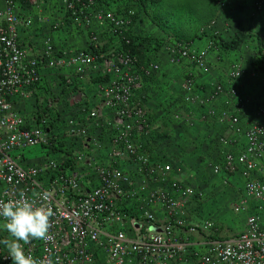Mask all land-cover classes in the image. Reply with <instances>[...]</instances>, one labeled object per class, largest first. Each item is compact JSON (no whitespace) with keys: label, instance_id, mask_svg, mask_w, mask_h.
Wrapping results in <instances>:
<instances>
[{"label":"built area","instance_id":"built-area-1","mask_svg":"<svg viewBox=\"0 0 264 264\" xmlns=\"http://www.w3.org/2000/svg\"><path fill=\"white\" fill-rule=\"evenodd\" d=\"M34 1L22 0L27 7ZM131 1L122 11H113L100 0H58L69 22L103 26L114 42L106 52L98 50L97 35L91 32L83 50L68 59L55 57L56 66L73 69L74 77L66 84L78 93L88 72L107 78L99 105L81 107L71 126L59 134L61 121L50 101L37 111L34 125L14 107L15 100L35 98L41 69L56 53L53 41L45 37L43 48L32 52L19 39L18 30L27 22L16 11L17 0H0V200L18 198L20 192L38 202L46 196L54 212L50 239L32 240L24 245L26 254L38 260L50 255L53 264L57 257L59 264H264V103L244 96L236 84L244 74L239 62L231 63L228 84L209 82L197 91V76L209 71L207 56L221 49V34L214 32L201 51L194 41L168 38V63L187 69L184 104L207 108L209 119L225 123L232 133L242 132L245 139L240 152H227L211 166L212 174L223 176L224 185L237 175L243 180L241 199L232 206L234 214L246 215L243 228L221 239L212 221L195 217L203 193L197 190L195 200L191 198L180 180L182 168L163 155L154 156L146 145L154 126L143 91L159 65L141 64L135 52L130 31L134 4L140 0ZM237 3L215 0L220 9L234 10ZM247 5L252 17L264 15V0ZM209 32L200 30L197 39ZM260 51L258 58L264 59V49ZM222 97L224 109L217 111L213 104ZM250 109L255 121L243 130L241 119ZM105 110L110 111L106 117ZM101 118L102 136L91 131ZM171 119L193 126L190 117L178 113ZM31 148L43 155L38 164L26 166L23 152ZM53 148L65 158L54 159ZM3 223L0 218V240L9 238ZM0 264H13L2 243Z\"/></svg>","mask_w":264,"mask_h":264},{"label":"rangeland","instance_id":"rangeland-1","mask_svg":"<svg viewBox=\"0 0 264 264\" xmlns=\"http://www.w3.org/2000/svg\"><path fill=\"white\" fill-rule=\"evenodd\" d=\"M160 0H140L139 5L141 3L148 4V9L154 8L159 4ZM58 0H35L34 4L31 7L24 6L22 0H17L16 3V10L20 9V12L18 15L21 18V20H25V25L19 28L18 35L19 39L21 37L22 33H25L27 35V47L31 48L32 52L34 50H40L43 46L42 40L46 36H49L53 38L55 34L62 31L61 27L55 26V23L57 20H55L56 15L59 10L58 6ZM216 9L220 10L218 5L216 4ZM149 9V10H150ZM236 9V8H235ZM228 10V9H226ZM160 14L162 16L169 15L170 21L174 24V27L178 28L183 26L185 23V26H188L187 28H184L183 30H186L182 32V36L186 39H195L200 32L199 28L200 26H205L201 30L208 31V28L211 26L215 28V21L210 20V17L212 15V9L209 5L208 0H163V2L160 5ZM233 11V10H231ZM240 14V12H238ZM256 17V16H255ZM254 19V18H252ZM260 19V26L259 30H261L260 36L257 33L256 29H250V31L245 34L244 37L246 40V47L243 48V52H245L244 55H249V61L252 65L250 73L253 71H258L254 68V60L258 59V52H261L260 50L264 49V15L259 16ZM212 21V22H211ZM232 28L231 26H224L223 30L225 32V29ZM236 29L237 26H234ZM72 29V28H71ZM199 30V31H198ZM244 30V29H243ZM263 30V31H262ZM216 32V31H215ZM241 32V31H240ZM229 33V32H228ZM85 37V36H84ZM86 38V37H85ZM21 40V39H20ZM231 38H229V35L221 38L222 42L229 43ZM195 42V40H194ZM54 43V40H53ZM145 44H149V41ZM84 49V48H83ZM79 47V44L74 48L73 51H71V55H64L60 54L55 49V55L53 58H50L48 64L41 69V77H42V83L39 88V92H37L34 100V104L37 107L40 108H46L50 102L54 104L53 111L60 117V126L57 127L59 130V134H63L72 124L73 120L76 118L77 113H79V109L81 107L88 108L90 106H98L100 103V94H101V88L104 86V84L107 81L106 77H103L101 72H88L84 78V82L82 84L80 98H82V102L77 105V107L74 105L77 100L75 99L78 96V93L75 88H71L70 85H67L66 82L68 80H72L74 77V72L71 67H58L55 65L54 59L56 56L63 57V58H70L80 52L81 50ZM153 50V47H152ZM240 50L239 52H241ZM237 52V53H239ZM239 57V54H236ZM255 55V57H253ZM224 59L227 60V57H224ZM234 62H238V60H235ZM42 71L50 72L51 79L50 83L48 82L47 77L42 74ZM184 73L183 76L180 75L179 79H177V88L176 90H173L172 94H168V98H165V95L162 99L161 95L159 93L155 96L153 99V104L157 105L158 107H161L159 109L160 115H155L153 112L150 113V119L156 124H160V126H164L166 128L167 124L163 123L165 118L171 119V116L173 113H178L182 115L190 114V120L195 121L196 118H194L193 115L197 116L198 110L197 108H194L196 106H187L183 102V97L185 94V89L183 88L182 84L184 81ZM250 79L252 80L253 87H256L257 90L264 91V76H259V74L256 73L255 76H251ZM199 89V87H198ZM254 89V90H255ZM201 92V90H197ZM150 97V96H149ZM257 98V97H254ZM258 100V99H257ZM50 101V102H49ZM96 101V102H95ZM260 102L264 103V101L259 100ZM218 102H222L221 100H217L213 105H215ZM222 104V103H221ZM199 108V107H198ZM78 109V110H77ZM216 109V108H215ZM201 111V110H200ZM218 111V110H217ZM150 112V110H149ZM46 113V110H45ZM186 116V115H185ZM208 129L207 130V140L208 142H205V146L207 148H212L213 146H220L221 149L217 150L215 154L210 156L209 158H202L198 159V162L192 161L191 163H198L200 164L201 168L192 170V168H188L184 165L183 160L176 161L177 157L173 159H170V162L174 166H180L183 170L182 176L185 177L186 186L191 190L192 197L195 200V192L198 190L203 193V201L201 202V207L199 209L198 214H196L195 217L205 218L214 223L215 228H219L218 235L219 238H226L228 235L236 234L240 232L243 228L244 221L246 219L245 214H234L232 211V206L235 202L241 199L242 196V187H243V180L239 176H234L231 178H228L227 184H223V176L220 175H214L211 172V166L219 164L225 153L227 152H233L237 153L235 151L230 150L229 148L223 146L222 139L228 138L229 135L225 134V132L221 129H214V126H219L221 123H217L213 119H207ZM172 122H175L177 124V129L173 131L174 135L176 137L172 138V134L170 133L167 136L163 137L164 141H169L173 139V141L179 140H186L184 135H182V129L178 122L172 120ZM253 122V121H252ZM250 122V123H252ZM214 125V126H213ZM158 126V130L161 131L160 134L165 132V129H161V127ZM222 126L226 128V131L229 129L225 126V123L222 122ZM192 128V127H191ZM155 130L156 128L153 127ZM191 132L188 133L183 130V133L185 136L189 137L188 135H191L189 137V140L191 141H198V138H200V135H205L204 132H201L196 129V126L193 127V129H189ZM230 130V129H229ZM94 132L93 130H91ZM151 134L157 133L150 132ZM98 135V133H95ZM237 137L241 136V132L236 135ZM243 136V135H242ZM205 137V136H204ZM177 139V140H176ZM238 140V138H237ZM236 141V140H235ZM237 142V141H236ZM68 143V142H67ZM164 146L166 143L163 144ZM241 146V143H240ZM176 147L179 148V152L183 151V147L181 144H176ZM64 150H68V147ZM24 155L27 157V159L31 156V159L29 160V164H26V166H33L39 163L41 160L43 153L42 150L39 148H31L24 150ZM164 156V155H163ZM166 156V155H165ZM180 156V155H178ZM59 154H55L54 158L58 159ZM49 158L50 152H49ZM31 160V161H30ZM187 161L189 159L186 158ZM233 178V179H232ZM207 186H210L209 189H215V193H217V197L215 199L214 195L215 193H207L206 188ZM197 212V211H196ZM195 212V213H196ZM196 219H192L191 222H196Z\"/></svg>","mask_w":264,"mask_h":264},{"label":"crops","instance_id":"crops-1","mask_svg":"<svg viewBox=\"0 0 264 264\" xmlns=\"http://www.w3.org/2000/svg\"><path fill=\"white\" fill-rule=\"evenodd\" d=\"M51 1L53 2V0ZM100 1H101L100 2L101 6L112 9L113 11H122L125 7L129 6L132 3V1L130 2V0H100ZM173 1H178V0H173ZM208 1L212 9V15L210 17V20L216 19V21L214 22L215 25H213L215 26V28L213 27V29H209L210 32L206 37L197 39L199 36L197 35L195 39V45L197 46V49L199 51L205 48L209 39L212 37V34H215L214 33L215 31L221 34V36L223 35V37L228 34L231 40H234L237 38L236 34H238V32L241 31V33L247 34L250 31V29L252 30L256 29L257 30L256 34L260 36L261 33L259 32H261V30L257 28L258 26H260V19L258 16L257 17L251 16L250 7H248L247 5V4L250 5L251 0H237L238 3L236 5V9H234L233 11L226 10V9H220V8H219L220 10H218L215 7L216 6L215 0H208ZM162 2L163 0H160L159 4H157V6L154 8H151V9L149 8L150 10L148 9L147 2L143 4L141 3V5L134 4L136 18L133 20L131 31H130L132 38L135 39L136 41L135 52L141 64H145L147 62H154L159 65V71L146 81L145 88L143 91V95L145 96V98H147L146 107L150 110V113L153 112L157 116L160 115L159 109L161 107H158L157 105L153 104V99L155 98V96L159 93V95H161V98L159 99H162L164 95H165V98L167 99L168 94H172L173 90H176L177 79H179V76L180 75L183 76V73H184V77H185L186 72H187V69L185 68V66H171L168 63L167 48L169 46L168 38H173V39L180 38L181 40H187L186 38L182 36V32L183 31L186 32V30H183V29L187 28L188 26H185L186 25L185 23L181 27H178V28L173 27V29L170 28L169 26H174V24L170 21L169 15L162 16L159 11L160 5ZM58 6H59L60 11H58L56 15L55 20H57V22L55 24H59V26L57 27H61L62 31L58 32L57 34L53 36V38H51L52 41L54 40L53 44L58 53L64 54V55H71V51L74 50L77 44H79L80 49L85 48L91 32L97 35L98 47H99L98 50L106 52L113 45L114 43L113 40L108 38L106 34V30L103 26L102 27L93 26L91 28L75 26L74 24H72L65 18V16L63 15L61 11L59 3H58ZM16 11L19 14L20 9L19 10L17 9ZM238 12H240V14ZM153 18L160 21L161 23L166 22V24H164V27L167 29L166 33L162 32L157 27V25H155L152 22ZM224 26H231L232 28H229L227 29V31L224 32L222 31ZM234 26H237V28L235 29ZM204 27L205 26H200L199 30L203 29ZM46 37H49V36H46ZM20 39H21V42L27 47V35L25 33H22ZM246 40L247 39L244 37L242 40L237 41L236 44H233L229 47H221V49L218 52L210 53L207 56L209 71L204 74H199L196 79L201 92L204 90V86L202 85L209 83V82H221L223 84H228V80H227L228 69L231 63H233L235 60H238V62L243 67L244 74L242 78L236 82V84L240 87L243 95L246 97H249L252 101L254 99H255L254 101H259L260 99L261 101H264V91L262 92L261 89L257 90L258 88L255 89L256 87H253L254 83L250 79V77L252 76L250 73L252 65L249 61V55H244L245 52H243L244 50L243 48L246 47L245 45ZM148 41H149V44H145V42L147 43ZM42 44H43V40H42ZM152 47H153V50H152ZM240 50L242 51L239 52ZM37 51L38 50H34V52H37ZM236 54H239L242 57H239ZM224 57H227L228 61H226ZM253 57H255V55ZM252 61H254V58ZM257 73L259 74V76H264V72L257 71ZM42 74L45 75V77H47L48 82L50 83V79H51L50 72L42 71ZM196 89L199 90L198 88ZM38 94H40V92ZM78 94H82V92ZM254 97H257V98H254ZM78 98L79 97H77V102L74 104L76 107L78 104H80V102H82V100H79ZM220 100L222 102H218L214 105V109L216 108V110L218 111H222L224 109L223 102L225 98L222 97V99ZM34 103L35 102L33 99L29 101L15 100V103H14V107L16 108V110L22 115L24 120L27 121L29 125L35 124V116H36V113L38 114L37 111L39 109L40 110L45 109V108H40V107L35 106ZM95 107L96 106H90L88 108H95ZM194 108H197L198 110L200 109L201 111L199 110L197 112V116L193 115L194 118H196V120L195 121L192 120V123H193L192 128L183 123H179L178 125L181 127L182 135H184L186 140L176 139L177 141L175 142L173 141V139H171L169 141L168 140L164 141L163 137L164 136L168 137L169 133L170 135L172 134V138L176 137L173 131L177 129V124H175V122H172V120L165 118L163 123L167 124V127L169 128L162 126L161 128L165 129V132L160 134L161 131L158 130V126L160 124H156L153 122V126L156 129L155 130L152 129V132L157 131V133H153V134L149 133L145 138L146 145L148 146V149L150 150L152 154L157 155V156L166 155L165 158L167 159L170 158L173 160L175 157H177L176 161L183 160L184 162L182 163H184L186 167L192 168V170H196V169H200L201 166L198 163H191L192 161L198 162L197 161L198 159L209 158L210 156L215 154L217 150L221 149L220 146L212 145V148H207L205 146V142H208L207 136H206L207 130L211 131L210 129L207 128L209 125L207 123L208 121L207 119H209L206 114L207 108L201 109L200 107L198 108L197 106ZM185 115L187 116V118L192 117L190 116L191 113L189 115L188 114H185ZM185 115H182V116H185ZM203 116H205L204 119H203ZM104 117L106 116L104 115ZM58 118L60 119L59 116ZM252 121H255V116L252 110L250 109L248 110L246 115L241 119L242 129L243 130L246 129L247 126ZM195 126L197 130L204 132L205 135L204 134L203 136L200 135V138H198V141H191L189 140V137H191V135H188L189 137L185 136V134L183 133V130L185 132L188 131L189 133L191 132L189 129H193V127ZM225 126L227 127L226 124ZM216 127L217 129L223 130L225 134L229 135L228 139H230L231 142L227 143L225 147L237 153L240 152L244 148L245 139H244V136H242L243 135L242 132H241V136L237 137L236 135L239 132L232 133L231 130L229 129L226 131V128L222 126V123L219 126H214V129H216ZM164 143H166L165 146L163 145ZM240 143H241V146H240ZM176 144H181V146L183 147V151L179 152V148L176 147ZM54 155H52L53 158H54ZM64 158H65L64 154L59 153V157L57 160H63ZM186 158L189 159V161H187ZM28 159H31V156ZM28 159L26 156H24L23 164L25 165L29 164L30 162ZM177 176L178 175H176V177ZM180 180L186 183L185 177L180 176ZM209 188L210 186H207L206 188L207 193L208 192L215 193V189H212V188L209 189ZM214 197L216 199L217 193H215ZM157 214L158 213L156 212V215Z\"/></svg>","mask_w":264,"mask_h":264},{"label":"clouds","instance_id":"clouds-1","mask_svg":"<svg viewBox=\"0 0 264 264\" xmlns=\"http://www.w3.org/2000/svg\"><path fill=\"white\" fill-rule=\"evenodd\" d=\"M46 201V196L38 202L29 198L24 192H20L18 198L0 200V218L4 220L2 227L9 233V238L0 240V243L8 249L13 264H53L50 255L38 260L30 253L26 254L24 248V245L30 244L32 240L50 239V218L54 212ZM57 264H59L58 257Z\"/></svg>","mask_w":264,"mask_h":264},{"label":"trees","instance_id":"trees-1","mask_svg":"<svg viewBox=\"0 0 264 264\" xmlns=\"http://www.w3.org/2000/svg\"><path fill=\"white\" fill-rule=\"evenodd\" d=\"M152 22L155 24V25H157V27L162 31V32H164V33H166V31H167V29L164 27V24H166V22H163V23H161L160 21H158V20H156V19H152ZM170 28H172L173 29V27L174 26H169ZM237 35V38L236 39H234V40H230L229 41V43H225V42H222L221 41V47H229V46H231V45H233V44H236L237 43V41H240V40H242L243 38H244V34L243 33H241V32H238V34H236ZM196 39V38H195ZM194 39V40H195ZM175 40H177V41H185V42H191V41H194L193 39H187V40H181L180 38H176ZM233 42H235V43H233ZM254 68L256 69V70H259V71H261V72H264V59H260V58H258V59H256V60H254ZM75 88V87H74ZM145 103H147V98H145ZM104 115L105 116H108L109 115V113H110V111L109 110H105L104 112ZM78 114L79 113H77V116H78ZM76 116V117H77ZM96 123H97V125H93V126H91V130H93L95 133H98V134H101V136L104 134V126H105V121H104V119H100V120H97L96 121ZM53 152H54V154H57V150H56V148H53V150H52ZM66 153H67V151H65Z\"/></svg>","mask_w":264,"mask_h":264}]
</instances>
